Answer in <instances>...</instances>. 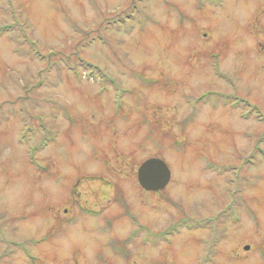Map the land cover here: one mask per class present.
I'll list each match as a JSON object with an SVG mask.
<instances>
[{"label": "rangeland", "instance_id": "obj_1", "mask_svg": "<svg viewBox=\"0 0 264 264\" xmlns=\"http://www.w3.org/2000/svg\"><path fill=\"white\" fill-rule=\"evenodd\" d=\"M11 25L7 264H264V0H0Z\"/></svg>", "mask_w": 264, "mask_h": 264}, {"label": "water", "instance_id": "obj_2", "mask_svg": "<svg viewBox=\"0 0 264 264\" xmlns=\"http://www.w3.org/2000/svg\"><path fill=\"white\" fill-rule=\"evenodd\" d=\"M170 171L166 163L159 158H149L137 168L138 184L146 191L163 189L169 182ZM245 249L248 246L244 247Z\"/></svg>", "mask_w": 264, "mask_h": 264}, {"label": "flooded vegetation", "instance_id": "obj_3", "mask_svg": "<svg viewBox=\"0 0 264 264\" xmlns=\"http://www.w3.org/2000/svg\"><path fill=\"white\" fill-rule=\"evenodd\" d=\"M11 254H9L8 253V246L6 245V247H5V249L3 250V252L1 253V256H0V264H7L6 262H7V258H8V256H10ZM2 257H4V258H2ZM31 261H30V264H34L36 261V259L35 258H31L30 259Z\"/></svg>", "mask_w": 264, "mask_h": 264}]
</instances>
